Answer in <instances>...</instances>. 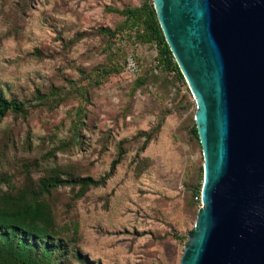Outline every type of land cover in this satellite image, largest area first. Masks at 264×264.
<instances>
[{
    "label": "rangeland",
    "instance_id": "1",
    "mask_svg": "<svg viewBox=\"0 0 264 264\" xmlns=\"http://www.w3.org/2000/svg\"><path fill=\"white\" fill-rule=\"evenodd\" d=\"M143 1L0 0V97L26 110L0 120V192L49 176L105 177L81 196L77 186L42 196L61 264H179L200 209L187 86L158 70L154 46L119 28L116 11ZM123 50L137 77L124 72Z\"/></svg>",
    "mask_w": 264,
    "mask_h": 264
},
{
    "label": "water",
    "instance_id": "2",
    "mask_svg": "<svg viewBox=\"0 0 264 264\" xmlns=\"http://www.w3.org/2000/svg\"><path fill=\"white\" fill-rule=\"evenodd\" d=\"M194 102L200 209L179 264H264V0H150Z\"/></svg>",
    "mask_w": 264,
    "mask_h": 264
},
{
    "label": "trees",
    "instance_id": "3",
    "mask_svg": "<svg viewBox=\"0 0 264 264\" xmlns=\"http://www.w3.org/2000/svg\"><path fill=\"white\" fill-rule=\"evenodd\" d=\"M116 12L124 17L119 28L127 27L131 31L135 40L133 43L154 46L155 66L158 70L170 74L182 83V76L164 42L150 0L143 1L138 7ZM99 31L110 36V43L114 45L121 40L125 41L121 34H114L107 29ZM123 53L124 57L127 50H123ZM135 61L138 70L136 58ZM140 84L141 81H138L137 85ZM7 112L25 113L26 110L23 104L0 97V120ZM190 134L198 142L194 125L190 128ZM148 140L146 138L144 144ZM115 163L116 161L111 163L110 169ZM104 180L105 177L94 180L90 177L60 179L58 176H49L39 179L35 187L24 186L13 192H0V264H61V258L65 254L62 253L61 257L55 255L64 251V247L56 238L52 212L42 196L60 186H77V196H81L88 188L103 184ZM192 196L199 199L198 186L193 189ZM71 254L74 258L83 260L77 250Z\"/></svg>",
    "mask_w": 264,
    "mask_h": 264
},
{
    "label": "built area",
    "instance_id": "4",
    "mask_svg": "<svg viewBox=\"0 0 264 264\" xmlns=\"http://www.w3.org/2000/svg\"><path fill=\"white\" fill-rule=\"evenodd\" d=\"M124 41L121 40L120 44H123ZM124 72L130 76V77H136L138 70H137V65L135 61V55L132 53V51H128L127 54L124 57Z\"/></svg>",
    "mask_w": 264,
    "mask_h": 264
}]
</instances>
